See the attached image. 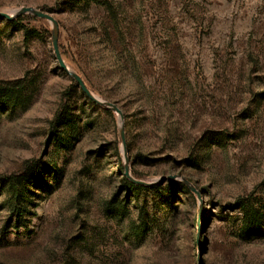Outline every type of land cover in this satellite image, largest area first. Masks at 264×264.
I'll return each instance as SVG.
<instances>
[{"label": "rangeland", "instance_id": "obj_1", "mask_svg": "<svg viewBox=\"0 0 264 264\" xmlns=\"http://www.w3.org/2000/svg\"><path fill=\"white\" fill-rule=\"evenodd\" d=\"M21 6L121 110L131 175L198 195L129 190L119 116L51 24L0 18V174L36 163L19 217L0 180V264H264V0H0Z\"/></svg>", "mask_w": 264, "mask_h": 264}, {"label": "water", "instance_id": "obj_2", "mask_svg": "<svg viewBox=\"0 0 264 264\" xmlns=\"http://www.w3.org/2000/svg\"><path fill=\"white\" fill-rule=\"evenodd\" d=\"M23 14H31V15L36 16L38 18L45 19L51 24V26H52L53 51H54L55 59L59 65V67L62 70H64L70 76V78L76 83V85L80 88V90L83 92V94L88 99H90L92 102H94L100 106H103L105 108H108V109L114 111L119 116V121H120L119 139L121 142V152H122V156H123V175L125 176V178L128 179L133 184L144 185V186H150V185L156 184L158 182H165V181H171V180L177 181L178 180L179 182L184 184L186 187H188L189 190H191L192 192H194L195 194L198 195L194 186L192 184H190L185 178L178 176V175L161 176L158 179L151 181V182L136 179L131 175L130 169H129V158L127 156L126 147H125V137H124V128H123V124H122V112H121V110L116 106V104L109 102V101H106V100H103V99L99 98L97 95H95L85 85V83H84L83 79L80 77V75H78L74 70H72L71 68L68 67V65H66L64 60L61 58V55H60V53L58 51V47H57L58 23L51 14L44 12L42 10H39V9L33 8V7L21 6L15 10H12L9 12L0 11V18H4V19L10 21V20H13V19H15L18 16L23 15ZM198 264H202V260L200 258V255L198 257Z\"/></svg>", "mask_w": 264, "mask_h": 264}, {"label": "trees", "instance_id": "obj_3", "mask_svg": "<svg viewBox=\"0 0 264 264\" xmlns=\"http://www.w3.org/2000/svg\"><path fill=\"white\" fill-rule=\"evenodd\" d=\"M24 35L26 38L29 37L28 30H24ZM85 85H86V83H85ZM61 117H62V113L60 111V112H57L55 114L54 118L52 119V121L50 123L51 134H53L54 130L57 129ZM35 165H36L35 162L26 161V162H24L23 168L20 172L31 170V172H34V175H36L35 174ZM20 172L10 174V175H1L0 174V180L4 179L8 182V184H7L8 185V194H9L8 199L10 201V207H11L10 212L13 214L14 217L21 216V213H22L21 209L23 207V203L26 201V196L24 194V191L22 190V186H20L21 184L19 183L20 176H18V175L20 174ZM171 181H169V182H171ZM124 182H125L127 188H129V190H133V191L152 189V188L156 187V186L144 187L142 185H136V184H133L132 182H130L129 180H126V179L124 180ZM165 182H167V181H165ZM165 182H162V183H165ZM181 187L185 188L183 185H181Z\"/></svg>", "mask_w": 264, "mask_h": 264}]
</instances>
